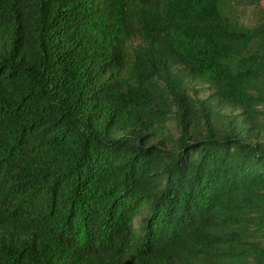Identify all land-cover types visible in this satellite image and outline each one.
Returning a JSON list of instances; mask_svg holds the SVG:
<instances>
[{"label":"trees","instance_id":"1","mask_svg":"<svg viewBox=\"0 0 264 264\" xmlns=\"http://www.w3.org/2000/svg\"><path fill=\"white\" fill-rule=\"evenodd\" d=\"M0 264H264V22L0 0Z\"/></svg>","mask_w":264,"mask_h":264},{"label":"rangeland","instance_id":"2","mask_svg":"<svg viewBox=\"0 0 264 264\" xmlns=\"http://www.w3.org/2000/svg\"><path fill=\"white\" fill-rule=\"evenodd\" d=\"M223 7L226 12L246 24L253 25L257 22H264V0H258L255 4L240 3L237 0H223ZM197 91L200 97L209 94L205 88H198Z\"/></svg>","mask_w":264,"mask_h":264},{"label":"water","instance_id":"3","mask_svg":"<svg viewBox=\"0 0 264 264\" xmlns=\"http://www.w3.org/2000/svg\"><path fill=\"white\" fill-rule=\"evenodd\" d=\"M195 147H199V145L195 146Z\"/></svg>","mask_w":264,"mask_h":264}]
</instances>
